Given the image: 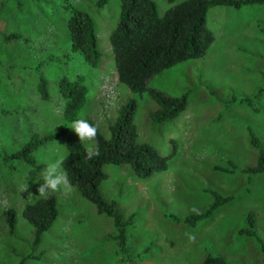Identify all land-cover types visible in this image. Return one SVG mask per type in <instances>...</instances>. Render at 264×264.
Masks as SVG:
<instances>
[{
	"label": "rangeland",
	"instance_id": "rangeland-1",
	"mask_svg": "<svg viewBox=\"0 0 264 264\" xmlns=\"http://www.w3.org/2000/svg\"><path fill=\"white\" fill-rule=\"evenodd\" d=\"M95 1L0 0V264H18L24 257V264H199L208 253L222 255L226 264H264L259 243L237 234L245 215L255 211L264 238V174L243 170L257 155L249 129L264 145V4L209 10L207 23L215 39L206 55L178 63L148 83L171 96L187 92V107L170 122L153 123L155 101L146 92L132 94L117 77L109 36L120 0L103 7ZM154 1L162 15L183 0ZM68 2L94 20L102 53L95 67L70 52ZM12 32L22 39L5 41ZM55 56L61 61L41 65ZM39 75L50 82L49 101L37 91ZM64 75L84 76L89 92L79 119L90 117L104 135L119 107L133 97L138 140L164 156L176 145L168 169L148 179L138 178L128 165H104L103 196L118 202L124 218L132 215L125 254L113 238L112 219L97 213L74 188L67 194L49 193L58 201L59 215L33 247V228L22 209L40 196L43 173L66 154L67 138H78L72 125L34 151L36 167L15 162L11 172L1 158L2 151L18 150L31 134L57 128L64 105L58 81ZM245 97L253 107L240 101ZM210 189L231 194L232 200L195 226L186 224L187 215L212 201ZM7 208L17 214L13 236L2 216Z\"/></svg>",
	"mask_w": 264,
	"mask_h": 264
},
{
	"label": "trees",
	"instance_id": "trees-1",
	"mask_svg": "<svg viewBox=\"0 0 264 264\" xmlns=\"http://www.w3.org/2000/svg\"><path fill=\"white\" fill-rule=\"evenodd\" d=\"M108 1L96 0L95 4L97 7H103ZM262 4L264 0H183L170 6L161 15L154 0H120L118 20L109 36L119 82L132 94L146 92L155 101L157 108L151 113L153 123L176 119L187 107V92L171 96L149 87V81L178 63L206 55L215 39L207 23L211 8L227 6L240 9L248 5ZM65 8L69 11L67 27L70 33V52L80 53L89 65L97 66L102 53L98 47L95 23L91 14L69 2L65 4ZM12 39H22V35L12 32L5 36V41ZM59 61H61L59 56L50 57L41 62V65ZM49 84L45 76H38L37 91L41 98L47 101L52 98ZM58 85L59 92L64 98L61 122L56 129L31 134L14 152L2 151L1 158L11 172L16 169L15 162L36 167L34 151L47 142L61 137L72 123L79 119V113L87 103L89 92L84 76L78 75L76 79H70L64 75L59 79ZM240 101L254 106L249 97L241 98ZM137 106L135 98L127 99L119 107L117 116L109 125L108 134L104 135L98 128L96 142L99 155L92 159L86 158L87 146L79 142L77 137L67 138L62 165L75 191L91 202L97 213L112 219L116 231L113 238L123 254L127 252L126 228L132 223V215L124 218L118 202L103 196L101 185L108 177L104 165H128L138 178L148 179L166 171L169 161L176 154V145L171 154L164 156L152 144L138 140V130L134 122ZM83 119L96 125L90 117ZM249 142L257 155L255 162L245 166L243 170L249 175H262L264 145L250 129ZM209 192L212 201L203 210L187 215L183 220L186 224L195 226L197 222L211 216L218 207L229 203L233 197L216 189H210ZM58 215L59 206L54 195H49L47 199L38 196L23 207L22 216L33 228V247L41 242L43 234ZM2 216L8 234L13 236L17 223L16 211L7 208L2 211ZM237 234L246 239L254 238L259 243L264 262V238L258 232L255 211H249L245 215ZM26 258H22L18 264H24ZM199 264H226V259L222 255L208 253Z\"/></svg>",
	"mask_w": 264,
	"mask_h": 264
},
{
	"label": "clouds",
	"instance_id": "clouds-1",
	"mask_svg": "<svg viewBox=\"0 0 264 264\" xmlns=\"http://www.w3.org/2000/svg\"><path fill=\"white\" fill-rule=\"evenodd\" d=\"M71 128L79 138V142H88L86 147V158L92 159L99 155V147L96 142L98 127L89 123L85 119H78L72 123ZM64 157L49 163L43 173L44 183L39 185L38 193L41 197L47 199L49 193L63 191L66 194L71 193L73 186L67 176L66 171L62 169ZM27 187L21 188V191H26ZM194 239V237H192Z\"/></svg>",
	"mask_w": 264,
	"mask_h": 264
}]
</instances>
